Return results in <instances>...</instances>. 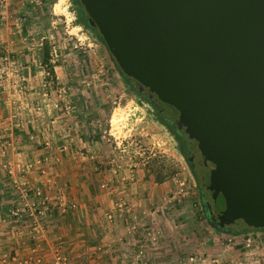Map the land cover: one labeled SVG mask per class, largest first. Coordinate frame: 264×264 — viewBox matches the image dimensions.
Masks as SVG:
<instances>
[{
	"label": "crops",
	"instance_id": "0c3cea01",
	"mask_svg": "<svg viewBox=\"0 0 264 264\" xmlns=\"http://www.w3.org/2000/svg\"><path fill=\"white\" fill-rule=\"evenodd\" d=\"M5 5L0 9V47L15 55L18 69H6L8 75L0 79V264H50L56 251L68 264H264L263 227L170 237L159 227L167 220L161 223L156 206L152 208L161 191L169 190L167 182H154L149 172L138 173L132 182H113L111 169L93 165L91 158L101 155L102 147L100 139L88 137L82 103L62 119L41 95L47 90L50 97L56 87L82 93L84 87L73 88L71 67L68 71L54 62V83L43 85V46L50 41L34 26L28 37L33 42L24 40L30 30L20 16L32 9L25 0H6ZM47 60H53L49 49ZM19 78L23 94L10 105L5 98L14 87L11 81ZM16 162L32 167L8 169ZM24 176L32 178L28 185L39 188L40 196L33 189L24 194L16 190ZM23 201L34 205L19 217L10 215L11 205ZM38 203L43 213L29 214ZM153 231L158 232L155 241L148 237Z\"/></svg>",
	"mask_w": 264,
	"mask_h": 264
},
{
	"label": "water",
	"instance_id": "95a60500",
	"mask_svg": "<svg viewBox=\"0 0 264 264\" xmlns=\"http://www.w3.org/2000/svg\"><path fill=\"white\" fill-rule=\"evenodd\" d=\"M78 2L118 68L199 150L217 225L264 227V0Z\"/></svg>",
	"mask_w": 264,
	"mask_h": 264
},
{
	"label": "rangeland",
	"instance_id": "374dc122",
	"mask_svg": "<svg viewBox=\"0 0 264 264\" xmlns=\"http://www.w3.org/2000/svg\"><path fill=\"white\" fill-rule=\"evenodd\" d=\"M25 1L26 5L32 9L20 16V21L25 22L29 30L30 26L43 30L46 33V38L43 40L50 41L48 44L45 43V46L50 50V57L53 60H47L44 64L41 80L43 85L51 86L54 83L53 71H49V67L54 62L62 64L68 71V67H71L72 79L69 83L73 88L80 85L84 87L85 91L82 93H72L69 89L65 91L56 87L50 97L47 90H43L41 95L46 98L51 107L55 108L58 116L60 115L59 118L62 119L69 115V110L72 113L77 112L78 108L80 109L79 102L82 103L83 120L88 126V137L100 139L102 147L101 155L92 156L93 165L101 170L111 169L113 176L115 174L113 182L124 184L135 181L139 178L138 173L142 172L146 175H148L146 172H149V177L154 182L163 180L167 182L165 187L169 186V190L166 193L161 191L152 208L156 206L154 213L161 218V223L164 218L167 220L159 227L166 230L170 237L176 236V233L184 236H189L191 233L203 235L206 230H217L210 225L204 215L202 205L204 201L198 195L195 181L179 152L171 131L157 118L146 99L119 75L100 35L98 36L82 24L77 5L73 3V0ZM5 4L6 0H0V9L9 5ZM27 16L30 17V21H25ZM33 31L30 30V34L24 37L25 41L33 42L28 38L33 36ZM0 48L1 56L6 55L8 58L6 61L0 59V70L2 69L0 79H3L4 75H8L7 70L16 71L18 64L15 61V55H11L3 47ZM28 50L30 53H35ZM22 80L19 78L17 81H11L14 87L10 95L5 98L6 102L7 100L10 102L8 104L12 105L15 98L23 94L24 88L21 90V86L25 84ZM57 85L59 86L58 83ZM114 113L117 114L118 120L113 125L111 120ZM2 156L0 154L1 160ZM18 163L9 164L14 167L17 164L18 169L14 171L25 172L32 167L29 163L26 164L27 166L22 163L18 165ZM7 174L13 175V173ZM22 179L25 181L22 186L28 187L16 189L20 190L19 193L24 194L27 190L37 188L30 189L28 183L31 177L24 176ZM10 192L11 190L8 191ZM163 193L166 196L160 199ZM12 196L13 200H16L15 196ZM8 197L10 198V195ZM244 226L246 225L238 219L226 228L235 230ZM159 227L157 231L160 230ZM153 235L152 241H155L158 232L153 231Z\"/></svg>",
	"mask_w": 264,
	"mask_h": 264
},
{
	"label": "flooded vegetation",
	"instance_id": "af4514ba",
	"mask_svg": "<svg viewBox=\"0 0 264 264\" xmlns=\"http://www.w3.org/2000/svg\"><path fill=\"white\" fill-rule=\"evenodd\" d=\"M128 82V84H130L139 95L144 97L147 101L152 100L154 106L150 103L149 104L154 110L157 118L160 119L161 122H163L171 131L173 137L176 140L179 152H181V155L185 160L189 172L191 173L192 178L195 181L196 189L199 192L198 195L200 199L204 201L202 203L204 215L210 225L220 231H230L231 229L226 228L228 225L218 226L216 223L217 218L215 217V211L218 210V203L217 200L211 196V191L206 185L207 183L205 180L207 177L208 169L204 167L202 162L200 161L199 150L195 146H191L190 142L188 141L186 133L182 128V125H180V123H178L177 121L178 119L175 115V112L172 109H169L166 104L156 99L155 95L149 93L146 89H137L136 82L133 79L128 78ZM155 106L157 107V109L155 108ZM159 115H161L162 117ZM238 219H234L233 222ZM240 221L242 220L240 219Z\"/></svg>",
	"mask_w": 264,
	"mask_h": 264
},
{
	"label": "built area",
	"instance_id": "2783aa9c",
	"mask_svg": "<svg viewBox=\"0 0 264 264\" xmlns=\"http://www.w3.org/2000/svg\"><path fill=\"white\" fill-rule=\"evenodd\" d=\"M1 59H3V60H7L8 58H7V56L6 55H3V56H1ZM2 70V69H1ZM1 70H0V72H1ZM7 75V74H6ZM20 89V88H19ZM17 165V164H16ZM9 167H10V164H8V169H9ZM9 173H10V170H9ZM24 179H21L20 181H19V185L17 186V187H21V188H18V189H22V188H24L22 185H24L25 184V181H23ZM34 193L37 195V196H40V190H39V188H35L34 190ZM45 199V198H44ZM39 201V200H38ZM34 205V203H31V205L30 204H27L26 202H21V204H15L13 207H11L9 210H8V212H9V214L10 215H12V216H14V217H19L20 215H21V213L22 212H25L24 210H29L32 206ZM42 204L41 203H38V209H35L34 211L35 212H31V211H28V213L29 214H31V215H33V216H37V215H40V214H42L43 213V209L40 207ZM44 206V205H43ZM148 237H149V239L152 241L153 239H154V235L152 234V233H148ZM36 261H38V259H36ZM50 264H68V261H67V257L64 255V254H62V253H60V252H58V251H56L54 254H53V256H52V258H51V260H50Z\"/></svg>",
	"mask_w": 264,
	"mask_h": 264
},
{
	"label": "trees",
	"instance_id": "16d2710c",
	"mask_svg": "<svg viewBox=\"0 0 264 264\" xmlns=\"http://www.w3.org/2000/svg\"><path fill=\"white\" fill-rule=\"evenodd\" d=\"M73 3H75L77 5V10H78V14H79V18L82 21V24H84L85 26H87L89 29L93 30L95 34H97L99 36V33L97 32L96 28L94 25H90L88 24V22L86 21V18L83 14V10L78 2V0H73ZM48 59V48L44 45L43 46V62L46 63ZM111 60L113 61L114 67L116 68L117 72L119 73L120 76H122L124 78V81L128 82V78L123 74V72L118 68V66L116 65L115 61L113 60V58L111 57ZM49 71L52 72L51 67H49ZM136 91V90H135ZM147 101V100H146ZM149 103V101H147ZM159 179V178H158ZM248 228H252L250 226H244L243 228H237L235 230H230V232H238V231H242L243 229H248ZM264 228V227H263ZM220 231V230H219Z\"/></svg>",
	"mask_w": 264,
	"mask_h": 264
},
{
	"label": "bare ground",
	"instance_id": "6f19581e",
	"mask_svg": "<svg viewBox=\"0 0 264 264\" xmlns=\"http://www.w3.org/2000/svg\"><path fill=\"white\" fill-rule=\"evenodd\" d=\"M61 2V1H60ZM56 7H58V4L56 5ZM117 120H118V116H117V114L116 113H114L113 114V116H112V123H113V125L117 122Z\"/></svg>",
	"mask_w": 264,
	"mask_h": 264
}]
</instances>
